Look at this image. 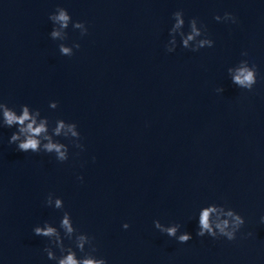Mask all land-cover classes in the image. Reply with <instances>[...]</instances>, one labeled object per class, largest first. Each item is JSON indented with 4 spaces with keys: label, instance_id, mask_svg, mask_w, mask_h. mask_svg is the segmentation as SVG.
<instances>
[{
    "label": "water",
    "instance_id": "water-1",
    "mask_svg": "<svg viewBox=\"0 0 264 264\" xmlns=\"http://www.w3.org/2000/svg\"><path fill=\"white\" fill-rule=\"evenodd\" d=\"M58 7L72 16L67 29L49 19ZM176 11L179 31L196 18L215 46L192 52L179 35L173 45ZM242 60L259 70L250 92L228 73ZM0 102L39 110L52 142L69 147L63 163L18 151L9 143L18 126L0 120V264H57L33 229L59 231L64 211L108 264H264V0H0ZM61 119L78 125L83 151L63 138L77 140L67 127L55 136ZM49 194L64 210L47 206ZM213 203L245 218L236 241L196 235L200 209ZM155 220L193 239L181 244ZM64 244L83 256L74 239Z\"/></svg>",
    "mask_w": 264,
    "mask_h": 264
},
{
    "label": "clouds",
    "instance_id": "clouds-1",
    "mask_svg": "<svg viewBox=\"0 0 264 264\" xmlns=\"http://www.w3.org/2000/svg\"><path fill=\"white\" fill-rule=\"evenodd\" d=\"M49 19L58 25L59 29H67L70 20L73 21L68 10L62 7H58L55 14L50 15ZM173 19L175 23L170 31V36L172 37L171 43L173 45H176V37L179 35L182 41V47L192 52H199L203 48H213L215 46L214 40L208 38L207 26L201 25V28H197L198 19L193 18L188 22L190 31L187 34L179 31L185 27L184 12L176 11L173 13ZM221 19V16H215L216 21L221 22ZM223 19L230 20L232 23H237V18L231 13H225ZM73 27L75 29H83L81 36H86L88 34V28L83 22H73ZM201 29H203V32ZM51 35L53 38H59L61 36V31L54 29ZM201 36L204 38L200 39L195 47L189 46L190 41H194L197 37ZM75 46L77 49L81 47L79 43ZM167 51L173 53L176 51V47H167ZM60 52L65 56L72 55L71 49L63 45H60ZM242 55L247 56L248 53L244 52ZM228 73L231 76L232 82L240 89L250 92L258 83V67L255 64H250L248 60H242L238 66L229 68ZM217 91L222 93L224 89L219 88ZM50 107L57 109L59 104L57 102H51ZM33 112L34 115L30 114L29 107L23 105L20 114H17V112L6 103L0 102V120H2L3 126L8 128L18 126L17 131L11 135L9 143L17 145V150L21 152L40 153L43 151L48 154L55 153V157L59 162H67L69 160L68 145L61 142H52V137L47 135L49 130L47 127L49 124L48 118L37 123L36 117L40 116L41 113L39 110ZM66 127L68 131L71 132L72 137H76L77 140L73 141L67 136L63 138L69 139L74 147L83 151L84 145L80 143L81 134L76 131V129H78L77 124L68 122L66 124L62 119L57 120L56 127L54 128L55 136L61 137V133ZM42 141L47 142L42 143ZM78 179L83 181L84 178L81 176L78 177ZM53 196L54 194L48 195L46 201L47 206L54 207L57 210H64V201L58 198L55 199L53 204ZM262 222H264V218H262ZM153 223L160 233L176 239L181 244H187L193 239L191 234L187 232L181 233V228L183 227L181 224L174 223L171 226H166L159 220H155ZM245 224V218L234 209L226 205H217L213 203L200 209L198 213V230L196 235L201 238L205 236H209L213 239L226 238L228 241L234 242L238 238L237 234L240 233ZM130 227L131 225L128 223L123 225L125 230H128ZM61 230L63 231V238L61 236ZM33 232L36 236L47 238L51 242L50 245L44 249V252L47 254L49 260L56 261L57 264H108L107 259L95 255L98 249L94 245V237L79 233L68 211L63 212L59 231L57 227L46 222L43 226L35 227ZM178 232H180L179 235L177 234ZM251 235V233H248V236ZM65 238L68 240H75L76 249H78L80 253H83L80 259H77L76 250L71 247H65ZM86 244L89 246V250L87 251L85 248ZM53 248L59 249L61 253L59 257L53 253Z\"/></svg>",
    "mask_w": 264,
    "mask_h": 264
}]
</instances>
